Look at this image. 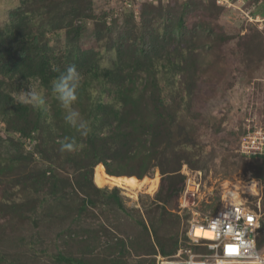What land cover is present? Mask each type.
<instances>
[{
  "label": "trees",
  "instance_id": "16d2710c",
  "mask_svg": "<svg viewBox=\"0 0 264 264\" xmlns=\"http://www.w3.org/2000/svg\"><path fill=\"white\" fill-rule=\"evenodd\" d=\"M19 2L0 26V121L6 135L4 139L0 133V210L34 218L49 198L62 201L68 194L65 186L75 185L72 192L82 197L75 205L77 217L96 206L98 195L115 200L125 211L118 189H99L93 183L95 169L103 168L113 177L142 180L158 168L163 179L153 202L156 213L148 212L150 227L141 223L147 238L145 250L153 253L158 249L164 257L175 255L180 247L178 234L173 231H177L179 219L172 210L185 185V177L179 172L183 163L197 168L203 159L184 115L197 90L198 71L191 70V64L201 60L193 57L197 47L190 36L192 31L185 27V17L178 18L175 28L164 24L162 31L157 22H147L142 16L137 22L130 13L129 30L119 41L117 59L101 68L99 54L80 45L82 28L73 25L77 18L87 16L84 10L90 7V1ZM141 4L158 6L160 0ZM214 8L216 17L220 12ZM61 31L66 32L67 42L60 51L48 36ZM209 32L213 36L214 28ZM204 64L200 62V66ZM70 65H76L82 73L75 107L89 121L91 133L82 140V149L61 153L64 137L80 138L65 124L63 112L51 95L50 82ZM178 76L181 78L176 80ZM32 81L39 82L52 97L49 106L35 108L16 101L13 92ZM163 82H168L173 94L164 91ZM104 93L111 97L108 102L103 101ZM24 140H34L33 151H27ZM250 161L264 166V157H252ZM261 223L260 233L264 234V211ZM108 242L114 245L113 250L119 249L118 260L108 264H126L120 260V254L126 251L124 242ZM263 243L259 234L258 247ZM141 248L138 246V250ZM57 259L65 264H88L63 254Z\"/></svg>",
  "mask_w": 264,
  "mask_h": 264
},
{
  "label": "rangeland",
  "instance_id": "374dc122",
  "mask_svg": "<svg viewBox=\"0 0 264 264\" xmlns=\"http://www.w3.org/2000/svg\"><path fill=\"white\" fill-rule=\"evenodd\" d=\"M87 1L91 2L84 10L87 16L77 18L73 25L82 28L80 45L94 49L104 67L111 66L118 57L119 41L129 30L130 13L137 22L141 16L147 22H157L162 31L164 24L175 28L178 18L185 17V27L192 31L190 36L197 47L193 57L206 63L204 66H200V62L195 65L194 61L191 64V70L198 71L195 74L197 90L184 115L203 159L197 168L183 163L179 172L185 177V185L172 210L179 219L178 229L173 231L178 234L179 247L187 245L185 237L191 221H207L220 208L224 195L232 191L247 197L254 207L260 205L263 214L264 166L243 156L239 146L240 137L249 125L264 126V0H160L158 6L149 4L143 7L141 3L147 0H130L133 1L128 3L130 6H126L128 0ZM19 5V0H0V26ZM214 7L220 12L216 17ZM210 28H214L213 36ZM183 31L186 32V28ZM220 36L225 41L217 40ZM48 38L56 49L64 50L65 31ZM180 78L178 76L176 80ZM163 83L164 91L173 94L168 82ZM177 87H173V92ZM31 88L39 90L45 96V106H49L52 97L36 81L13 92L16 101L30 104L26 93ZM102 95L104 102L111 99L107 93ZM172 102L175 106V100ZM3 129L0 121V133L6 139ZM34 143V140H24L27 151H33ZM35 158L39 160L38 155ZM99 170L107 174L103 168H96L93 183L99 189H118L125 211L115 200L98 195L96 206L77 217L75 205L82 197L72 192L75 185L72 188L65 186L68 194L62 197V201L49 198L34 218H23L22 212L16 216L0 210V264H65L58 261V254L80 258L88 264H108L119 256V249L113 250L114 245L109 240L124 242L126 251L120 254V260L126 264H156L160 252L158 249L153 253L145 250L147 238L141 223L150 227L148 212L156 211L153 202L163 179L160 170L153 169L142 180L114 177L138 183L157 178L159 185L153 193L147 186L141 191H128L104 185L96 179ZM64 172L61 171L66 177ZM256 174L261 177H255ZM194 182L199 189L196 205L184 208L183 193L187 184L189 193L195 191ZM260 237L263 239L264 234L260 233ZM137 245L142 248L138 250ZM258 248L264 252V243ZM193 251L205 253L206 248L193 247Z\"/></svg>",
  "mask_w": 264,
  "mask_h": 264
},
{
  "label": "built area",
  "instance_id": "2783aa9c",
  "mask_svg": "<svg viewBox=\"0 0 264 264\" xmlns=\"http://www.w3.org/2000/svg\"><path fill=\"white\" fill-rule=\"evenodd\" d=\"M129 2L133 3L128 0L126 6H130ZM239 151L249 158L264 157V128L256 123L249 125ZM187 186L181 201L184 208L190 209L196 205L199 189L196 185V190L189 193ZM261 220L260 205L254 207L247 197L232 191L224 195L220 208L207 221H191L186 231V247H180L171 257L158 253L156 264H253L256 255L264 259V252L257 245ZM198 230L210 231L213 238L197 235ZM199 246H204L206 252L195 253L193 247Z\"/></svg>",
  "mask_w": 264,
  "mask_h": 264
},
{
  "label": "clouds",
  "instance_id": "9594fccd",
  "mask_svg": "<svg viewBox=\"0 0 264 264\" xmlns=\"http://www.w3.org/2000/svg\"><path fill=\"white\" fill-rule=\"evenodd\" d=\"M105 65H101L103 68ZM82 73L76 65H70L50 82V91L52 97L58 102L59 108L63 112V120L65 124L74 130L80 140L75 136H66L60 141L61 153H74L84 147L82 140L91 133V125L89 121L75 107L79 91L81 89ZM26 96L28 102L35 108L45 107V96L37 89L31 88ZM253 264H264V259L256 255Z\"/></svg>",
  "mask_w": 264,
  "mask_h": 264
},
{
  "label": "bare ground",
  "instance_id": "6f19581e",
  "mask_svg": "<svg viewBox=\"0 0 264 264\" xmlns=\"http://www.w3.org/2000/svg\"><path fill=\"white\" fill-rule=\"evenodd\" d=\"M96 177H97L96 179L100 183H103L104 185L115 186V187L120 188L121 190H128V191H141L142 189H144L147 186L148 188H150V192L153 193L157 190L158 185H159L158 184L159 181L157 180V178H156V180L145 179L143 182L138 183V182H135V181L130 180L128 178L118 179V178H114V177H109V176H107V174L101 172L100 170L96 173ZM257 191H258V189H257ZM196 233H197V235H202V236L206 237L207 239L213 238V235L210 231L198 230Z\"/></svg>",
  "mask_w": 264,
  "mask_h": 264
}]
</instances>
